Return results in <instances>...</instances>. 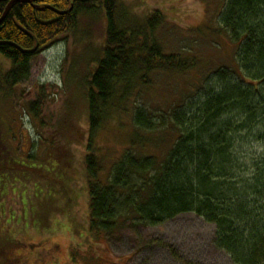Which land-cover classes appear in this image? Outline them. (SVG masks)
I'll return each instance as SVG.
<instances>
[{
    "label": "trees",
    "instance_id": "trees-1",
    "mask_svg": "<svg viewBox=\"0 0 264 264\" xmlns=\"http://www.w3.org/2000/svg\"><path fill=\"white\" fill-rule=\"evenodd\" d=\"M10 1L0 0V18ZM101 10L107 19L104 43L94 69L83 79L89 113L84 186L89 235L115 238L124 229L142 230L194 212L216 226V246L236 264H264V150L251 154L245 149L253 139L264 141V0H225L219 18L236 46L235 64L215 69L209 77L216 80L214 86H205L197 103L156 117L137 106L129 147L107 174L96 153L101 150L95 143L99 129L128 110L152 72L187 71L196 65L195 57L167 54L156 41L154 32L164 21L159 9L140 19L123 9L121 0L15 2L0 24V92L13 95L15 86L29 78L35 54L77 28L82 17ZM2 56L11 61L9 68ZM39 101L27 106L37 117ZM80 131L78 127L79 139ZM2 134L0 172L23 167L32 174V184L39 179L37 184L55 193L71 186L67 175L57 179L15 161ZM170 136L162 155L135 151L154 149ZM64 146H59L61 156ZM19 245L3 244L0 257L21 250Z\"/></svg>",
    "mask_w": 264,
    "mask_h": 264
},
{
    "label": "rangeland",
    "instance_id": "rangeland-1",
    "mask_svg": "<svg viewBox=\"0 0 264 264\" xmlns=\"http://www.w3.org/2000/svg\"><path fill=\"white\" fill-rule=\"evenodd\" d=\"M224 3L121 0L123 9H131L140 19L159 9L164 21L154 32L156 41L167 54L195 57L196 65L187 71L152 72L149 83H141L135 91L128 110L99 129L95 143L101 150L96 153L105 174L129 147L136 130L133 112L137 106L156 117L185 103H197L204 87L214 86L216 80L209 77L215 69L235 64L236 46L219 18ZM106 28L103 10L82 17L77 28L33 56L29 78L15 86L13 95L0 92V134L7 137L14 160L51 172L54 178L67 175L72 180L69 187L65 183L66 191L63 185L55 193L47 191L44 183L37 184L39 179L32 184V174L23 167L0 172V248L3 244L22 246L11 254L2 253L0 264H236L216 246V226L194 212L142 230L124 229L115 238L89 235V197L84 187L89 113L83 79L100 57ZM1 59L9 68L11 61ZM35 100H40L39 117L27 109ZM78 127L83 131L80 139ZM171 138L154 149L138 147L135 151L162 155ZM61 145H65L63 156ZM245 149L260 153L264 141L253 139Z\"/></svg>",
    "mask_w": 264,
    "mask_h": 264
},
{
    "label": "water",
    "instance_id": "water-1",
    "mask_svg": "<svg viewBox=\"0 0 264 264\" xmlns=\"http://www.w3.org/2000/svg\"><path fill=\"white\" fill-rule=\"evenodd\" d=\"M27 1L32 2V1H34V0H11L10 3L7 5V7H6V9H5L3 15H2L1 18H0V24H1V23L4 21V19L7 17L10 7H11L15 2H27ZM60 13H62V12H60Z\"/></svg>",
    "mask_w": 264,
    "mask_h": 264
}]
</instances>
